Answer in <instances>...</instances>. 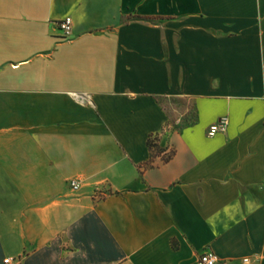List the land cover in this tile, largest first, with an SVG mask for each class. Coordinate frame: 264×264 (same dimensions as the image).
<instances>
[{"label":"crops","instance_id":"obj_1","mask_svg":"<svg viewBox=\"0 0 264 264\" xmlns=\"http://www.w3.org/2000/svg\"><path fill=\"white\" fill-rule=\"evenodd\" d=\"M206 249L264 264V0H0V264Z\"/></svg>","mask_w":264,"mask_h":264},{"label":"rangeland","instance_id":"obj_2","mask_svg":"<svg viewBox=\"0 0 264 264\" xmlns=\"http://www.w3.org/2000/svg\"><path fill=\"white\" fill-rule=\"evenodd\" d=\"M162 106L168 113L172 126L179 130L195 121L193 102L189 100H166Z\"/></svg>","mask_w":264,"mask_h":264},{"label":"built area","instance_id":"obj_3","mask_svg":"<svg viewBox=\"0 0 264 264\" xmlns=\"http://www.w3.org/2000/svg\"><path fill=\"white\" fill-rule=\"evenodd\" d=\"M60 30L63 32L64 37H68L71 34L72 31V21L70 18H65L60 24H59ZM227 125V120L223 119L220 120V122L216 125H212L209 128L208 136H213L216 132L223 130ZM71 188L73 190L78 189V184L76 182L70 183ZM9 259L4 260L5 264L9 263ZM219 258L218 256L211 250L206 249L197 259L196 264H218Z\"/></svg>","mask_w":264,"mask_h":264},{"label":"trees","instance_id":"obj_4","mask_svg":"<svg viewBox=\"0 0 264 264\" xmlns=\"http://www.w3.org/2000/svg\"><path fill=\"white\" fill-rule=\"evenodd\" d=\"M167 129L172 127V124L170 121H168ZM158 137L159 134L150 135L147 139V147L148 151L150 152L151 158H155L156 156H160V160L162 162H167L173 155V150H170L169 152H166L165 149L159 146L158 143Z\"/></svg>","mask_w":264,"mask_h":264}]
</instances>
